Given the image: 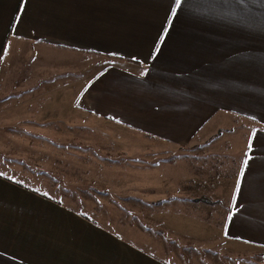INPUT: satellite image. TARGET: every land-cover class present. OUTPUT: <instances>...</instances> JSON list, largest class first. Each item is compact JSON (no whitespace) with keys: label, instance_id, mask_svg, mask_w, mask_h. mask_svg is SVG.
<instances>
[{"label":"crops","instance_id":"1","mask_svg":"<svg viewBox=\"0 0 264 264\" xmlns=\"http://www.w3.org/2000/svg\"><path fill=\"white\" fill-rule=\"evenodd\" d=\"M174 7L175 0H0V68L23 53V63L42 70L41 100L59 90L73 112L141 132L147 147H193L232 120L252 124L245 142V130L234 129L223 146L242 158L219 232L225 243L260 250L264 264V0H181L173 17ZM157 176L155 194L188 179L162 187ZM171 222L190 236L216 227L182 215ZM0 264L168 263L0 175Z\"/></svg>","mask_w":264,"mask_h":264},{"label":"rangeland","instance_id":"2","mask_svg":"<svg viewBox=\"0 0 264 264\" xmlns=\"http://www.w3.org/2000/svg\"><path fill=\"white\" fill-rule=\"evenodd\" d=\"M22 55L17 65L0 68V173L168 264H260V250L234 246L220 237L242 158L240 152L225 154L223 146L233 140L234 129L245 130V142L252 124L232 120L229 129L200 137L193 147H147L141 132L73 112V100H58L59 90H51L50 101L41 100L42 70L23 63ZM49 80L50 87L59 84ZM174 164L178 169L170 172ZM159 173L162 187L169 186L170 178L188 179L176 190L155 194L161 191L154 189ZM176 215L213 221L216 227L201 232L198 226L201 233L190 236L189 229L170 226Z\"/></svg>","mask_w":264,"mask_h":264},{"label":"snow or ice","instance_id":"3","mask_svg":"<svg viewBox=\"0 0 264 264\" xmlns=\"http://www.w3.org/2000/svg\"><path fill=\"white\" fill-rule=\"evenodd\" d=\"M181 7V0H175V7L172 9L171 15L174 17L177 14V9H179ZM157 51H159V49L157 48ZM245 163L247 164V161H245ZM0 175H3V173H0Z\"/></svg>","mask_w":264,"mask_h":264},{"label":"trees","instance_id":"4","mask_svg":"<svg viewBox=\"0 0 264 264\" xmlns=\"http://www.w3.org/2000/svg\"><path fill=\"white\" fill-rule=\"evenodd\" d=\"M85 217V216H84ZM85 218H87V217H85ZM88 220H90L89 218H87Z\"/></svg>","mask_w":264,"mask_h":264}]
</instances>
